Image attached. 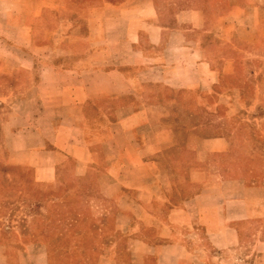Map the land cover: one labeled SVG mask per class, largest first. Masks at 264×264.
<instances>
[{"label":"crops","instance_id":"1","mask_svg":"<svg viewBox=\"0 0 264 264\" xmlns=\"http://www.w3.org/2000/svg\"><path fill=\"white\" fill-rule=\"evenodd\" d=\"M0 166L91 188L80 264H264V0H0Z\"/></svg>","mask_w":264,"mask_h":264},{"label":"rangeland","instance_id":"2","mask_svg":"<svg viewBox=\"0 0 264 264\" xmlns=\"http://www.w3.org/2000/svg\"><path fill=\"white\" fill-rule=\"evenodd\" d=\"M51 23L58 28V19L55 20L53 17ZM170 126L176 128L181 143L190 137V134L189 136L186 134V129L199 125L188 123L185 118L178 117ZM243 131L245 133L248 130L243 129ZM211 132L206 130L203 133L209 135L212 134ZM229 161L226 162L229 163ZM0 170V238L2 242L8 246L23 249L24 245L30 242L49 243L54 257L68 264H80L86 257L96 254L90 251H76V248L81 247L88 249L99 240L97 231L100 225L94 220L93 205L79 202L82 198L94 196L91 188L36 185L31 172L7 169L2 166ZM227 174L231 176L243 174L247 178L250 175L248 172L229 171ZM71 176L72 173H69L67 180H71ZM71 191L74 194L67 195ZM62 199L70 203L61 204ZM259 222V225L254 223L249 228L251 234L248 235V239H253L251 235H254L252 233L257 229L263 228L264 231V219Z\"/></svg>","mask_w":264,"mask_h":264}]
</instances>
